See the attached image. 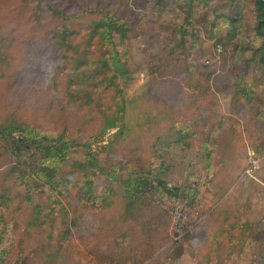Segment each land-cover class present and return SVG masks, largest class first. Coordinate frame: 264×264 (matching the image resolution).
I'll list each match as a JSON object with an SVG mask.
<instances>
[{
  "label": "rangeland",
  "instance_id": "374dc122",
  "mask_svg": "<svg viewBox=\"0 0 264 264\" xmlns=\"http://www.w3.org/2000/svg\"><path fill=\"white\" fill-rule=\"evenodd\" d=\"M51 6L74 15L71 22ZM100 10L115 20L121 15L128 26L127 37L115 31L110 44L130 71L127 79L113 72L82 78L97 71L108 47L88 38ZM255 26L254 0H0V127L21 124L90 144L101 168L97 201L79 192L83 174L74 167L87 160L82 147L70 149L60 167L63 195L33 190L29 178L16 183L10 173L18 162L30 173L36 151L18 143L26 151L19 158L3 140L0 197L13 201L0 205V264H264L263 238L252 237L246 252L240 229L223 225L251 210H227L228 194L248 175L247 147H264V130L247 141L229 129L215 139L180 138L165 125L167 112L179 128L221 125L232 109L223 100L233 93L234 75L247 76L264 95V48ZM67 31L70 46L63 47L55 34ZM235 31L230 50L219 52L216 36ZM239 47L246 49L235 57ZM81 58L88 63L76 71ZM196 80L201 86L189 89ZM118 106L117 127L108 128ZM131 176L146 185L126 188ZM28 194L45 209L41 224ZM227 232L236 239L231 250Z\"/></svg>",
  "mask_w": 264,
  "mask_h": 264
},
{
  "label": "trees",
  "instance_id": "16d2710c",
  "mask_svg": "<svg viewBox=\"0 0 264 264\" xmlns=\"http://www.w3.org/2000/svg\"><path fill=\"white\" fill-rule=\"evenodd\" d=\"M192 2H195V0H190ZM198 1V0H196ZM254 5L256 9V26H255V33H257V36L259 37L260 41L263 43V48H264V0H254ZM52 10L54 13L61 14L62 11H58L57 9L53 8L51 6ZM102 16L98 18V21L95 22V25L92 27L88 34L89 41H94L96 40L97 42H101L102 44L106 45L108 43V47L103 54V56L95 63L99 64L96 69L97 71H94L93 74L91 73H82V78L84 79H92L97 75L98 72H107L109 74L110 72L117 73L118 75H121L123 79H127L129 76V69L126 68V65L124 63H120V58H119V52L118 51H113L112 46L110 44L112 43V37L113 33L115 31L121 33V37L125 39L128 35L129 29L127 25H122L120 24L121 21V15H118L115 19H112V14L107 11H102ZM62 16L64 17L63 20L68 24L71 22L70 19L74 17V15L66 16L64 13H62ZM188 21V20H187ZM65 25L67 26V24ZM230 25H235V21L232 22ZM68 32V31H67ZM186 32V31H185ZM238 32V31H237ZM69 35H72V33H66V32H57L55 36L58 37L59 40H61V46H70L68 40L66 37H69ZM70 38V37H69ZM217 43H219L222 48L225 50L228 49L230 50V47L237 39V34L236 31L234 34H228L226 36H221L218 37ZM246 48H238L234 56L237 54L241 55V52L245 50ZM112 51V52H111ZM227 51V52H228ZM227 52H225L227 54ZM225 54V55H226ZM189 55L185 54L183 57L188 58ZM236 57V56H235ZM234 59V58H233ZM251 60V59H250ZM248 60L247 62L250 63L251 61ZM264 61V55H261V62ZM81 63L87 64L88 61H83L82 58L79 59L78 65L76 68H73L74 70L78 71L80 68ZM116 74V75H117ZM236 74V73H235ZM234 82L230 85L229 89H232V99L235 101V103L240 102V100L246 101L248 104H250V108H254V98L257 96L256 91L254 90L253 84L251 80L247 78V76H239V75H234ZM112 79H116V76L114 75ZM233 79V78H232ZM212 87L214 86V82L211 81ZM201 86V82L197 81L195 82V86L188 85L187 87L190 89L192 88H197ZM123 110V107L118 106V110L113 113V116L107 117L108 119V125L107 127H117V122H118V112ZM120 111V112H121ZM259 112L260 109H258ZM264 114V113H263ZM261 115V113H260ZM223 122L222 119L220 120V123ZM223 124V123H222ZM222 124L217 125L213 129H210L214 132L215 136L219 135V130H222ZM20 126L13 127L11 125H3L0 127V143H3V140H11L12 144V154L18 153L19 158L23 156V153L26 151L22 150L21 147L19 146L18 143H21L22 145L25 146V150L30 151V150H35V164L32 168V171L28 173L26 170L23 169V163L18 162V166L11 168V176H15V180L17 179L16 183L24 184L27 180L28 185L32 186L33 190L40 189V187H46L48 191L53 192H58V195L61 196L63 195L64 191L60 189V186H63V178L61 177L60 174V167L62 164H64L67 159L66 157L68 156V151L70 149H74L76 147H82L85 149V154L87 160L84 163H78L77 166L74 168L78 171V173L83 174V179L79 181V186H80V191L81 192V197L82 198H87L88 200H94L97 201L98 198L94 196V176H96L97 172L101 171V168L99 167V163L97 162V154L93 153L91 151V146L90 144H84V145H79L77 143L72 142L71 139H67L64 136H59V135H50V134H42V133H37L33 129L29 127H24L23 125L19 124ZM176 126L171 128L170 130L175 129ZM188 128V126H184L179 128ZM196 129L195 126H191ZM22 131L23 134H21L19 137L14 136L13 134L15 132ZM18 138V139H17ZM210 139V138H209ZM215 139V138H214ZM9 144V143H8ZM3 145H0V152L2 149ZM249 149L255 153V155H259L264 147L261 149H256L251 146H248ZM27 165V164H26ZM74 165V163H73ZM73 167V166H72ZM151 172H147L145 174L146 178L149 179ZM135 175V174H134ZM27 176V177H26ZM136 176V175H135ZM14 180V181H15ZM137 181V179H134L133 176L128 178L127 180L124 181V186L126 188H133L134 189H141L146 185L147 181H141L138 183V185H135L134 181ZM148 185V184H147ZM46 189V190H47ZM39 191V190H38ZM49 193V192H48ZM128 194L130 192H127ZM4 194V193H3ZM88 195V196H87ZM33 196L29 195L27 196V201L29 204L32 206V214L35 222L38 224H41V218L43 215H45V209L44 207L40 204H34ZM106 201L107 198H101V201ZM13 201L12 197H6L4 194V197H0V205L3 203H8V205H11V202ZM131 204V203H130ZM232 228V227H231ZM253 232V235L250 234V236L245 235V237L239 235V241L241 242V245L243 247V243L245 246H248L250 244V239L252 237H259V232L256 231ZM258 234V235H257ZM244 235V234H242ZM229 243L231 244V248H233V244L235 242L234 236L231 234L229 237ZM263 240V239H262ZM260 240V241H262ZM262 245L264 246V240L262 241ZM249 247V246H248ZM261 257V255L259 256ZM257 259H259L257 257ZM261 260V259H259Z\"/></svg>",
  "mask_w": 264,
  "mask_h": 264
},
{
  "label": "crops",
  "instance_id": "0c3cea01",
  "mask_svg": "<svg viewBox=\"0 0 264 264\" xmlns=\"http://www.w3.org/2000/svg\"><path fill=\"white\" fill-rule=\"evenodd\" d=\"M254 99H255L253 103L255 106L254 112L253 111L248 112L247 108H250V104L247 103L248 105H245L246 101L244 102V100H240V102L235 103V101L232 99V94L231 96L229 94L226 95L225 99L223 100V104L224 106L231 107L232 109L231 111H228V113L224 115V119H222L224 126V129L222 128V130L229 129L230 132L236 133V135H233L234 138L244 139L246 141L260 137L261 134L260 132L264 130V114H263L264 95L261 94L260 96V93H258ZM244 107H246L245 111L242 110L244 109ZM258 109H260L261 112H259ZM170 116H171L170 112H167L165 117V125L169 126L167 132L173 134L174 137L179 136L180 138H182L187 135L190 136L193 135V137L195 138L196 137H201L206 139L216 138L214 132L210 130L209 127L206 126L204 127L200 126V128H196V129L193 127H188V128L185 127L180 130L176 126L175 129L170 130L171 128L174 127V124H176V122L173 123ZM253 125H255L253 128H255L256 131H253L252 129ZM247 148L249 149V147ZM263 169H264V162L262 163L259 169L255 170L254 175L252 176L245 175L242 178V181L239 185L240 187L236 188L235 190L233 189L229 192L228 195H231L232 201L230 200V202L228 203V205L230 204L229 206L231 209H228V207H226L227 210L237 211L236 209L238 208V211H240L241 210L240 204L249 205L248 207L251 210H247V212L242 215L238 212L239 214L237 220L235 217L234 218L230 217L228 219L224 218L223 225L224 228L226 229H231V227H234L236 225L235 227H237V230L240 229V236L243 237H245V235L250 236L252 230L254 232L258 231L260 234L259 236L264 240V178L260 176L263 172ZM241 190H242V194L244 195L243 197L241 195L242 198L239 197V194H241L240 192ZM231 193H234L235 196H232L233 194ZM226 197L227 196H225V199ZM229 212L231 213V211ZM234 214L236 216L237 212H234ZM225 235L229 237L231 234L229 232L228 234ZM229 245H230L229 250H231L232 249L231 244L229 243ZM248 246L250 247V244ZM248 246L245 247L243 243V248L245 247L244 251L246 252L251 251L249 250L250 248Z\"/></svg>",
  "mask_w": 264,
  "mask_h": 264
},
{
  "label": "built area",
  "instance_id": "2783aa9c",
  "mask_svg": "<svg viewBox=\"0 0 264 264\" xmlns=\"http://www.w3.org/2000/svg\"><path fill=\"white\" fill-rule=\"evenodd\" d=\"M219 52L223 50L222 46L218 44L217 46ZM248 154L250 156V166L246 170V174L252 176L256 169L260 168L262 163L264 162V149L259 155H255L254 152H252L250 149H248ZM175 217L179 220L182 217V214L179 212V210H176Z\"/></svg>",
  "mask_w": 264,
  "mask_h": 264
}]
</instances>
